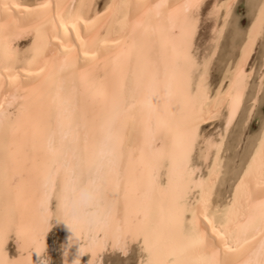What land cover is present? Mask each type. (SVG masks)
I'll return each instance as SVG.
<instances>
[{
  "label": "bare ground",
  "instance_id": "obj_1",
  "mask_svg": "<svg viewBox=\"0 0 264 264\" xmlns=\"http://www.w3.org/2000/svg\"><path fill=\"white\" fill-rule=\"evenodd\" d=\"M96 1L0 0V259L28 264L32 254L39 264L34 251L44 250L48 260L54 249L48 232L57 224L61 264L77 258L80 264H103L104 252L127 253L133 244L136 264H179L185 257L178 250L186 244L195 245L187 259L196 264H223L226 258L245 264L261 240L245 227L260 215V139L232 207L218 210L212 196L223 174L219 157L226 135L249 86L259 12L226 87L211 98L209 74L225 28L224 9L214 20L208 51L199 56L195 36L205 0H106L101 9ZM186 3L199 7L185 9ZM241 61L247 74L242 87L233 78ZM216 117L222 119L219 131L202 134V124ZM187 134L188 176L176 167L170 182V154L184 146ZM106 141L115 144V167L96 192L95 216L66 212L57 219L62 187L69 179H91L93 157ZM54 161L57 174L45 202L42 185ZM138 216L150 228L147 244Z\"/></svg>",
  "mask_w": 264,
  "mask_h": 264
},
{
  "label": "rangeland",
  "instance_id": "obj_2",
  "mask_svg": "<svg viewBox=\"0 0 264 264\" xmlns=\"http://www.w3.org/2000/svg\"><path fill=\"white\" fill-rule=\"evenodd\" d=\"M105 1L97 0V8L101 9ZM223 1L225 2L226 0H221V2ZM215 2L221 3L220 0H205L200 7L201 16L195 36V46L199 56L207 52L210 47V37L215 18H210L209 10ZM262 3H264V0L235 1L229 23L224 28L218 51L210 68L209 85L212 93L211 98H214L226 87L233 59L236 57L241 41L247 34L251 22L256 18ZM222 13L223 11H221V15ZM221 15L220 18H222ZM25 42L26 40H23L21 44ZM263 56L264 35L260 32L247 64L248 70L252 68V74L249 76V86L241 109L228 130L229 132L226 135L225 144L219 157L224 169L212 196L213 204L218 210H228L234 204L235 194L241 185L244 170L250 162L255 146L258 143L259 137L256 134L261 125L264 124V88L259 91L256 98L257 102L252 100L259 76L264 74ZM250 105L251 107L253 105V107L251 108ZM221 124V117H216L203 123L201 126L202 134H216L221 128ZM61 235L58 225L53 224L48 232V240L54 246V249L48 256V264H61L59 253ZM9 249L12 252L14 251L12 240L9 242ZM138 251L136 244L131 245L127 253H122L120 250H107L102 256V263L136 264Z\"/></svg>",
  "mask_w": 264,
  "mask_h": 264
},
{
  "label": "snow or ice",
  "instance_id": "obj_3",
  "mask_svg": "<svg viewBox=\"0 0 264 264\" xmlns=\"http://www.w3.org/2000/svg\"><path fill=\"white\" fill-rule=\"evenodd\" d=\"M232 3H225L213 6L212 10L209 13L210 18H215L219 20L220 18V9H224L223 19L225 26L229 23V18L231 15V9H232ZM44 7H47L45 5ZM185 9H196L199 7L198 3H186L183 6ZM257 23L259 24V29L262 35H264V3L260 5L259 14L257 16ZM257 23H253L252 28L249 30V42H251V38L254 35ZM220 31H223L222 28L219 29ZM247 49V46H246ZM186 60L190 65L194 66V62L191 60L190 56H186ZM207 63V62H206ZM205 63V67H206ZM242 63L238 64L234 73L233 78L234 80L240 85V87L243 86V81L247 78V74L242 71ZM187 77H185V81L183 84V90H187ZM262 88H264V78H262L261 81ZM240 95L239 92H237V95L233 99L232 108L235 109L237 104L239 103ZM232 119L231 111L229 113V120ZM260 139L261 144V151H262V160H264V124L261 125L258 133L256 134ZM191 136L190 134H187L184 139V146H182L179 150H177L174 146V149L172 153L170 154V158L174 161V167L170 169L169 171V178L171 182V177L173 174V171L176 167L183 170L185 173V178L188 176V165H187V150L186 145L190 143ZM116 155L115 150V144L111 142H105L103 143L98 151L96 152L95 156L93 157L92 165L90 168V176L91 179L89 180V183L91 184L92 188L96 192H100L103 188V185L107 182L108 178L113 174L114 170V159ZM160 159V156L158 155L156 158L155 163L158 164ZM251 167V165H250ZM57 162L54 161L53 165L49 168L48 172L46 173L44 177L43 182V188H44V200L45 202L49 201L51 199L49 195V188L50 186L54 187L55 183V176L57 174ZM78 181H74L72 179H69L65 185L62 187L61 194L59 197H57V212L55 213V216L57 219H60L66 212H70L71 214L78 211L79 209V203L73 198V194L77 190ZM149 186L152 185V176H149ZM260 215L258 219H249L248 222L245 224V227L250 228L252 231H258L261 235V240L259 244L258 251L253 253V256L249 258L245 264H264V190L261 191L260 194ZM53 213L49 210V219ZM90 216L95 215L94 213H90ZM137 221L142 229V232L144 234L143 238L146 241L147 244V234L150 231V228L148 225L144 224L142 221L139 220V216L137 217ZM140 237L137 236V239ZM195 245L192 244H186L182 246L178 253L180 256L185 257L182 261L179 262V264H196V262L191 261L190 259H187L190 252L194 250ZM150 251V250H149ZM143 264V262H142ZM148 264H155V262L151 259H149ZM223 264H239L238 259L236 258H226L223 261Z\"/></svg>",
  "mask_w": 264,
  "mask_h": 264
},
{
  "label": "clouds",
  "instance_id": "obj_4",
  "mask_svg": "<svg viewBox=\"0 0 264 264\" xmlns=\"http://www.w3.org/2000/svg\"><path fill=\"white\" fill-rule=\"evenodd\" d=\"M73 198L79 203L78 211L72 213L73 216L78 218H89L90 213L96 214L97 208V196L96 191L92 188L89 181L87 183H78L77 190L73 194ZM39 257V264H48L47 258L42 255L43 251H34ZM0 264H17L16 259H9V257H4L0 259ZM28 264H33L32 254L28 260ZM73 264H80L79 258L73 261Z\"/></svg>",
  "mask_w": 264,
  "mask_h": 264
}]
</instances>
